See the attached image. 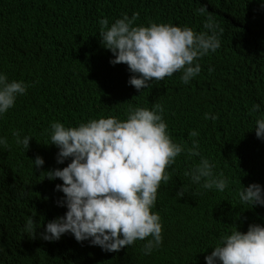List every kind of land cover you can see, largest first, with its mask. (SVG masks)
Segmentation results:
<instances>
[{
  "label": "trees",
  "instance_id": "obj_1",
  "mask_svg": "<svg viewBox=\"0 0 264 264\" xmlns=\"http://www.w3.org/2000/svg\"><path fill=\"white\" fill-rule=\"evenodd\" d=\"M0 264H264V0H0Z\"/></svg>",
  "mask_w": 264,
  "mask_h": 264
},
{
  "label": "clouds",
  "instance_id": "obj_2",
  "mask_svg": "<svg viewBox=\"0 0 264 264\" xmlns=\"http://www.w3.org/2000/svg\"><path fill=\"white\" fill-rule=\"evenodd\" d=\"M55 198L60 199L61 197L58 195ZM14 217L18 224L2 223L1 226H13L15 228L16 246L19 244V239L24 243L23 246L21 245L23 256L28 251L27 249L33 248L32 243H41L52 260L62 262L63 255L71 240L70 236L61 228L58 213H51L46 216L32 213L26 220L18 213ZM49 231H51L50 235H48Z\"/></svg>",
  "mask_w": 264,
  "mask_h": 264
}]
</instances>
